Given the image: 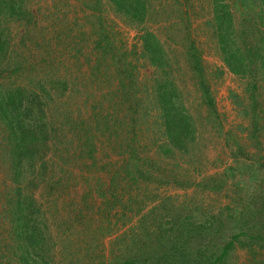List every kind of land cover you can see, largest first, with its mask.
<instances>
[{
	"label": "rangeland",
	"instance_id": "obj_1",
	"mask_svg": "<svg viewBox=\"0 0 264 264\" xmlns=\"http://www.w3.org/2000/svg\"><path fill=\"white\" fill-rule=\"evenodd\" d=\"M5 1L13 2L0 0L2 5ZM14 2L30 15L9 17L7 7H2L0 28L7 31L8 43L0 60L1 81L39 93L45 88L52 97L41 95L47 123L58 131L51 132L49 141L47 181L39 189L26 188L30 195L35 192L41 209L38 218L47 234L50 264L119 263L128 255L119 240L133 234L137 246L148 254L155 240L159 248L158 241L169 238L165 231L169 222L182 215L172 213L178 206L183 204L184 215L190 213L200 223L205 215L199 208L217 214L250 196L264 169V70H260L264 62L258 53L256 80L230 71L211 25L212 0H147L146 20L140 26L110 0ZM228 2L239 33L246 32L244 42L252 49L264 43L263 10L258 11L261 8L252 0ZM147 31L165 50L168 63L162 69L142 55L140 36ZM108 38L106 51L98 49V42ZM193 46L202 59L210 100L191 61ZM165 70L177 87L175 102L196 130L189 151L170 157L159 147L162 120L158 108H153L155 80ZM128 72L134 83L125 80ZM60 82L67 84L65 93ZM254 83L257 90H252ZM110 99L124 103L126 109L135 107L138 113L127 112L131 115L126 121L102 118L99 127L101 115L115 112ZM108 132L115 133V148L105 137ZM132 152L141 159L136 163L140 185L113 184V177L119 180L116 171L123 170V159ZM166 169L174 170L172 180ZM135 171L130 168L129 180L138 176ZM30 179L32 184L33 175ZM11 185L16 188L0 157V264L17 259L9 213L14 201L8 206L6 197ZM252 249H236L232 263L264 264V249L257 245Z\"/></svg>",
	"mask_w": 264,
	"mask_h": 264
},
{
	"label": "trees",
	"instance_id": "obj_2",
	"mask_svg": "<svg viewBox=\"0 0 264 264\" xmlns=\"http://www.w3.org/2000/svg\"><path fill=\"white\" fill-rule=\"evenodd\" d=\"M110 2L120 10L119 13L139 22L135 24L140 26V23L146 20L147 0H110ZM252 2L261 8H258V11L263 10L264 12V0H252ZM4 3L5 5H2L3 3L0 2V15H2L3 6L7 7L6 15L9 17L17 15L24 19L29 14L23 7L15 6L14 0L13 2L5 1ZM212 3L214 16L211 25L225 63L233 74L243 77L250 76L256 80L260 71L255 67L258 62L255 58L259 53L257 58L260 57L261 62H264V43L252 49L249 43L244 42L246 32L239 33V29H237L238 20H236L233 7L228 0H212ZM29 21H31L30 18ZM27 23H29L28 19ZM4 31L0 28V60L7 54V31ZM140 41L144 51L142 55L146 57L151 66L161 69L167 66L168 59L165 58V50L156 35L147 31L140 36ZM104 42L105 46L102 45ZM109 42V38L100 40L97 44L98 49L101 48V50L106 51L110 45ZM190 54L191 61H194V68L200 78L201 88L206 95L205 98L210 100V90L201 68L202 59L199 50L193 46L190 48ZM261 69L264 70V64L263 67H260ZM166 71L155 80L157 106L153 108H158L162 120L160 125L162 142L159 147L166 157H170L177 151H189L191 143L195 140L196 130L193 128L194 124L190 116L177 104V101L175 102V99L178 100L179 96L177 87L172 81L169 71ZM1 77L2 73H0V132L2 133L0 157L5 158L10 180L16 184V188L13 189L11 185L13 190L6 194V197H9L8 206L13 205L14 201V206H11L12 208L9 210L13 217L10 224L12 241L16 250L14 256H17L13 264H50L49 253L51 251H49V247L45 248L47 234L38 218L41 209L39 206L37 207L35 192L33 191L30 195L26 188L31 189V186H33L39 189L41 184L47 181L48 151H51L49 141L53 139L52 133L58 131L53 125L49 126L47 123L45 112L47 104L41 95L44 94L49 99H52V97L43 87H40L41 93H39L33 90L28 91L24 87L4 86ZM126 79H130V82L134 83L132 74L129 72L125 74ZM58 84L62 92L65 93L67 91L66 82ZM257 89L258 86L254 83L252 90ZM125 96H127L125 100L129 102V95ZM253 96L255 97L254 93ZM110 100V107L115 112L108 113L107 116L101 115L97 122L99 127L102 118H104V121L106 118L112 119L114 117L115 120L126 121V118L131 115L127 112L138 113L135 107L126 109L124 103ZM133 106L131 105V107ZM108 129H112V126H109ZM105 135H107L105 137L108 138L111 147L115 148L113 144L115 133L108 132ZM91 150L93 153L95 152L94 147ZM139 158L137 154L133 155L132 152V155L123 159V170L116 171L120 175L119 180L117 181L113 177L112 183H124L126 188L130 182L139 186L140 167L136 164L137 161L141 160ZM92 159H95L94 154ZM132 167L136 168L134 174L138 176L129 180V171ZM142 174L145 177L143 172ZM166 174H169L168 177L171 180L174 178V170L166 169ZM32 175L34 179L31 184L30 178ZM257 177L258 180L250 196L246 200L237 203L235 208L227 207V210L217 214H214V211L209 214V210L203 212L199 208V212L205 215L200 223L195 220L194 215L190 213L184 215L186 207L183 204L178 206L172 213L182 215L177 219L173 218L174 221L169 222L171 225L165 230L169 234V238L165 239L164 242L158 241V243H161L159 248L157 240H155L156 245L149 249L148 254L145 253L147 251L143 250L144 248L137 246L135 242L137 235L133 234L129 237L123 235L124 237L119 242L128 250V255L124 259L120 258V262H116V264H233L232 255L240 247L251 251L257 245L264 249V232L261 233V231H264V169ZM137 190H139L138 187ZM12 198L14 199L12 200ZM113 216H117V211Z\"/></svg>",
	"mask_w": 264,
	"mask_h": 264
}]
</instances>
